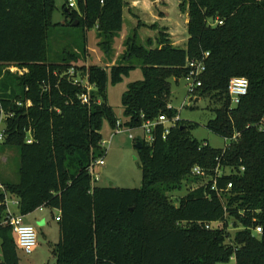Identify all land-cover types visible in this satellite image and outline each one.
I'll list each match as a JSON object with an SVG mask.
<instances>
[{"label":"trees","instance_id":"16d2710c","mask_svg":"<svg viewBox=\"0 0 264 264\" xmlns=\"http://www.w3.org/2000/svg\"><path fill=\"white\" fill-rule=\"evenodd\" d=\"M123 7V0H77V9L65 3L63 14L70 25L77 20L84 30L96 27L97 45L108 53L122 28ZM55 8L53 0H0V105L12 114L2 143L19 150L18 180L2 183L0 203L10 194L23 216L40 207L59 212L51 264H216L232 257L235 264H264V0H181L188 16L185 48L173 46L163 29L154 47L132 33L120 60L108 67L75 64L86 47L62 62L48 61ZM205 52L197 98L216 105L207 128L227 139L226 147L193 138L195 125L178 118L165 138L157 124L151 144L140 139V188L93 185L88 167L103 154L102 121L120 126L106 103L108 82H120L136 60L143 78L121 95L123 125L134 129L161 114L172 118L170 80L183 78L187 60ZM71 67L93 85L88 104L80 100L82 86L68 79ZM234 76L249 84L232 106L227 86ZM217 164L232 172L214 176L219 192L208 178L177 204L171 201L168 193L188 178L200 179L191 174L194 166L214 175ZM228 182L232 187L225 190ZM4 220L0 204V264H19L15 235Z\"/></svg>","mask_w":264,"mask_h":264},{"label":"rangeland","instance_id":"374dc122","mask_svg":"<svg viewBox=\"0 0 264 264\" xmlns=\"http://www.w3.org/2000/svg\"><path fill=\"white\" fill-rule=\"evenodd\" d=\"M55 9L51 13V19L54 24L48 31L47 47L48 61L59 63L68 57V54L74 53L75 50L85 49L84 56L80 57L75 64L89 65L99 64L104 66L105 62L114 64L120 60L124 52L123 41L113 40L111 51L105 53L97 45L96 30L72 26L69 24V18L63 14L65 0H53ZM124 7V24L131 21L132 33L136 34L139 43L145 45L148 38H155V31L152 23L151 12L161 17L159 12H165V18L158 20L159 25L176 26L183 38L187 37L185 11L179 9L181 0H137L136 5H131L132 0H123ZM155 2V3H152ZM130 5L131 7H128ZM128 12H144L142 20L147 22V26L139 24L138 16ZM128 21V22H127ZM159 32V31H158ZM75 49V50H74ZM94 50V51H93ZM107 60V61H106ZM135 66L129 73L116 84L108 82L106 88V103L112 108L120 126L111 127L106 119H103L100 133L102 136V158L103 166H97L95 172L98 174V180L93 184L95 186H112L118 188H140L142 184L141 161L135 140L130 138L141 137L143 141L144 129L141 127L130 129L123 125L125 117L121 106V95L127 89L129 83L141 80L143 78L142 70L136 60L132 61ZM87 64V65H86ZM11 71L16 70L10 66ZM79 75V72H78ZM191 97L188 93L187 83L184 78L177 81L170 80V95L168 106L177 111V116L186 124H194L195 127L190 130L191 136L197 140H206L213 148L224 149V138L216 135L207 128L209 120L214 118V108L216 105L209 97H200L194 103L189 101ZM5 159V161H4ZM19 168V150L17 147L0 143V182L7 179L9 182L18 180ZM225 172H231L230 169H224ZM202 179L188 178L181 185V188L168 193L169 198L174 204H177V198L185 195L191 188L199 186ZM6 204L14 214L19 215L18 206L13 203L17 198L7 194ZM44 217L40 218L39 212H32L30 216H24V223L31 225L36 233V245L30 254L24 253L17 248L19 264H51L52 247L59 239V225L54 217V212L50 209H44ZM29 215V214H28ZM43 225L40 224L43 221ZM229 231L233 233L232 228ZM1 258V250H0ZM216 264H235L234 257L228 262Z\"/></svg>","mask_w":264,"mask_h":264},{"label":"built area","instance_id":"2783aa9c","mask_svg":"<svg viewBox=\"0 0 264 264\" xmlns=\"http://www.w3.org/2000/svg\"><path fill=\"white\" fill-rule=\"evenodd\" d=\"M66 7L69 9H77V0H65ZM221 24L222 22L220 20H215L213 24ZM208 52H205L200 58H192L187 60L185 64V68L187 70L186 75L183 77L184 80L187 83L188 87V93H190L191 97L189 98V101L192 102L194 98H197V91L202 85L201 81V75L204 73L206 69V64L205 60L208 56ZM14 67V66H13ZM16 70L12 72H18L19 74H22L23 72L26 71V69H18L15 67ZM9 70L11 71L10 67ZM68 79L74 84H80L82 88L85 90L80 95V100L84 104L89 103V96L90 92L93 89V85H91L87 81V75L80 76L78 73L74 70L73 67H71L68 72H67ZM248 80L245 77L242 76H234L230 78L227 86V93L230 98V103L231 105H236L240 99L245 96L248 92ZM18 105H21L20 102H17ZM31 103L30 101H27L26 105L29 106ZM168 108H171L168 106ZM12 116L11 113H5L2 110V107L0 105V143H2L5 139V119L7 117ZM178 119V116H174L172 118H168L166 115H159L157 119L155 120H148L143 122L142 128L144 129V142L147 144H151L153 141V131L155 130V127L157 124H160L162 126V132L161 136L162 138H165V136L169 133V126L172 125L176 120ZM264 126V122H263ZM118 127V126H117ZM262 129V127H260ZM238 134H235L232 139H235ZM131 139H136L132 135H130ZM141 138V137H140ZM225 142H228L227 139H224ZM27 143H32V138L28 136L26 138ZM206 143H204L205 145ZM103 145V143H101ZM227 144H225L226 147ZM104 165V160L102 157H98L94 161H92L88 167V172L91 176V182L94 184L98 180V174L95 172V168L97 166H103ZM224 169H230V168H223L219 164H217L214 168V175H208L207 172L199 167V166H194L192 168L191 174L193 176L199 177L202 179V183L206 182L208 178L213 180L212 183V189L215 190L216 192H219L218 188L216 187L215 183V177L214 176H221L223 173L226 174H231L232 172H225ZM241 170H244L243 167L240 168ZM231 171V169H230ZM200 185V184H199ZM232 187V183L228 182L225 190H228ZM3 186L0 185V190H3ZM6 194L4 200L0 203L5 206V220L4 222L7 223L13 230V233L16 238V244L17 247L20 248L24 253L30 254L33 250V248L36 245V233L34 231V228L31 225H28L24 223L22 215H16L12 212L9 211V208L7 207L6 204ZM18 206V200L14 201ZM41 208V207H40ZM59 217H55V220H58ZM211 224H207L206 228H208ZM252 232L254 235H258L262 232L261 225L256 224L252 228Z\"/></svg>","mask_w":264,"mask_h":264},{"label":"crops","instance_id":"0c3cea01","mask_svg":"<svg viewBox=\"0 0 264 264\" xmlns=\"http://www.w3.org/2000/svg\"><path fill=\"white\" fill-rule=\"evenodd\" d=\"M137 3V0H132V4L131 5H136ZM152 3H155V2H152ZM128 7H131L130 5H128ZM129 14H134L136 16H138V19H139V24L140 25H143V26H147V22L142 20V17L140 16H143L144 12H128ZM161 17L159 16H156L154 12H151V19L154 21L152 23V26H154L155 28V31H157V34H158V31L159 30H162L168 34L169 36V39H170V42L173 46L175 47H180V48H185L186 47V43H187V39H188V36L186 38H183L182 37V34L178 31V29L176 28V26H169V25H159L157 23L158 20H163L165 18V15L166 13L165 12H159ZM186 17H187V13H185ZM124 12H122V28L120 30V32L118 33V36L116 37L118 41H123L125 38H127L131 32H132V28H131V21L124 24ZM187 21H188V17L187 19L185 20V23L187 24ZM93 30H96V27L92 28ZM157 36V35H156ZM155 36V38H156ZM155 38H151L150 39L153 41V44H152V47L155 46ZM97 43V42H95ZM94 51V50H93ZM107 61V60H106ZM87 65V64H86ZM111 65H114V61L113 62H105L104 66L108 67V66H111ZM5 161V159H4ZM3 182H9L7 179H4V181L0 182V185L2 186V183ZM11 183H14V182H11ZM7 196V194H6ZM18 200V199H17ZM44 209L45 207H41V208H38L36 209L35 211H33L34 213L35 212H39V217L40 218H43L45 215H44ZM48 209V208H47ZM10 212L14 213L13 210H10ZM19 211V209H18ZM52 213L54 212V217H57L59 215V212L57 210H51ZM25 216V215H24ZM24 216L22 215V217L24 218ZM30 216V214L26 217ZM43 221L40 222L41 225H43V222H44V219H42Z\"/></svg>","mask_w":264,"mask_h":264},{"label":"water","instance_id":"95a60500","mask_svg":"<svg viewBox=\"0 0 264 264\" xmlns=\"http://www.w3.org/2000/svg\"><path fill=\"white\" fill-rule=\"evenodd\" d=\"M78 24V21L77 20H75L71 25L72 26H76ZM198 101V98H196L195 100H194V103H196ZM140 137H137V143L135 144V147L136 148H140L141 147V142H140Z\"/></svg>","mask_w":264,"mask_h":264}]
</instances>
